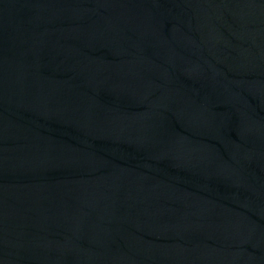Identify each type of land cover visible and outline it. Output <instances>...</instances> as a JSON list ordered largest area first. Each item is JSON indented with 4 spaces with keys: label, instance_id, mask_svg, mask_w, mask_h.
Returning <instances> with one entry per match:
<instances>
[{
    "label": "water",
    "instance_id": "water-1",
    "mask_svg": "<svg viewBox=\"0 0 264 264\" xmlns=\"http://www.w3.org/2000/svg\"><path fill=\"white\" fill-rule=\"evenodd\" d=\"M0 264H264V0H0Z\"/></svg>",
    "mask_w": 264,
    "mask_h": 264
}]
</instances>
